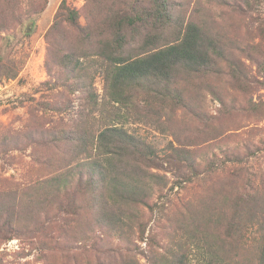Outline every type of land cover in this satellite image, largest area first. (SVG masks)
<instances>
[{"label":"rangeland","instance_id":"374dc122","mask_svg":"<svg viewBox=\"0 0 264 264\" xmlns=\"http://www.w3.org/2000/svg\"><path fill=\"white\" fill-rule=\"evenodd\" d=\"M61 1L20 0L15 7L19 19L8 16L12 26L8 24L10 29L0 31V264H125V257L137 264H150L136 226L126 240L125 251L123 241L105 232L101 224L93 223L90 194L77 190L78 206L72 214L55 215L54 199L39 204L47 191L41 181L63 169L70 160L71 146L66 135L72 123L77 122L84 103V95L78 90L82 83L68 76L57 62L76 42V33L59 30L52 43L46 41ZM31 3L34 9L29 7ZM64 3L77 10L81 26L95 25L107 15L95 2ZM261 4L260 15L226 5L208 12L202 10L197 17L233 39L227 41L232 47L229 59L242 63L239 81L224 73L203 80L181 75L183 98L188 105L160 101L149 94L145 98L151 121L128 124L129 130L145 137L159 153L168 151L169 142L196 149V154L212 153L214 165L210 169L197 176L189 174L192 179L185 173L179 179L181 186L173 184L170 205L158 209L161 219L156 208L151 211L144 205L135 206L146 233H154L163 247L169 245V237L177 229L180 212H197L201 218L199 210L207 207L232 221L229 227L234 239L243 231L242 241L235 242L242 253L236 260L252 264L248 250L256 251L258 234L256 227L246 221L264 207V0ZM107 32V27L95 26L92 37ZM135 32L127 28L121 35L115 30L132 47L142 40V35ZM61 35L66 42L58 49L56 42ZM49 45L57 46L51 58L47 57ZM244 45L249 48L239 51L237 47ZM85 47L91 51L97 43L86 42ZM87 79H93L95 92L102 95L103 79ZM210 89L220 94L222 104ZM141 97L137 95V99ZM156 120L164 128L156 127ZM164 166L167 188L177 177ZM157 193L155 190L153 199ZM236 218L242 226L247 224L246 229L236 227ZM66 221L70 224L61 227Z\"/></svg>","mask_w":264,"mask_h":264},{"label":"trees","instance_id":"16d2710c","mask_svg":"<svg viewBox=\"0 0 264 264\" xmlns=\"http://www.w3.org/2000/svg\"><path fill=\"white\" fill-rule=\"evenodd\" d=\"M19 1L0 0V31L12 26L8 16L19 19L15 12ZM84 1L89 5L95 2V6L101 12L107 11V15L95 25L81 26L77 22V10L67 7L63 0L46 34V41L52 43L59 30L76 33V42L57 62L68 76L82 83L78 90L84 95V103L78 111L77 122L72 123L66 135L71 146L70 160L63 169L41 181L47 191L43 192L45 198L39 204L54 199L55 215L72 214L78 206L77 190L90 194L93 223L101 224L105 232L123 241L125 251L126 240L136 226L138 239L145 242L150 264H239L236 259L242 253L235 242L242 241L243 231L234 239L229 227L232 221L219 211L203 207L199 210L201 218L197 217V212H180L177 229L165 247L154 233H146L145 223L136 215L135 206L144 205L151 211L156 208L161 219L162 212L158 209L170 205L169 195L174 185L181 186L179 179L185 173L192 179L190 175L197 176L214 163L212 153L208 155L202 151L199 155L196 149L176 147L171 142L168 151L159 153L160 150L145 137L129 130L128 124L151 121L145 98L149 94L160 101L188 105L183 98L181 75L203 80L206 76L224 73L239 81L242 63L229 59L232 47L227 41L233 39L227 32H218L197 17L202 10L208 12L226 5L235 10L245 8L250 15L253 11L260 15L263 11L259 6L263 0H241V4L238 0ZM29 7L34 9L35 6L31 3ZM95 26L107 27V35L98 33L93 38ZM127 28L142 35L141 42L133 47L118 35L124 34ZM91 41L97 43V47L88 51L85 44ZM65 42L61 35L56 42L58 49ZM57 46H48L47 57L51 58ZM237 48L243 52L249 45ZM95 76L104 81L102 95L95 92L93 79H87ZM209 91L222 104L220 94L212 89ZM138 94L142 95L140 99H137ZM156 117L160 116L156 114ZM156 123V127L164 128L158 120ZM200 148L207 147L197 149ZM164 164L171 175L177 177L167 188L166 175L162 173ZM155 190L159 203L153 199ZM246 222L256 227L258 234L256 251L248 250L250 260L252 264H264V207L251 214ZM69 224L66 221L61 227ZM246 225L242 226L236 218L238 229H246ZM12 229L15 230V226ZM125 258V264H137Z\"/></svg>","mask_w":264,"mask_h":264}]
</instances>
